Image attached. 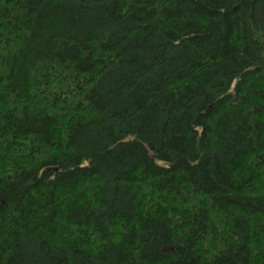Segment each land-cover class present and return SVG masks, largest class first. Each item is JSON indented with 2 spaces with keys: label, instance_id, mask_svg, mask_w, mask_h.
I'll return each instance as SVG.
<instances>
[{
  "label": "trees",
  "instance_id": "1",
  "mask_svg": "<svg viewBox=\"0 0 264 264\" xmlns=\"http://www.w3.org/2000/svg\"><path fill=\"white\" fill-rule=\"evenodd\" d=\"M0 264H264V0H0Z\"/></svg>",
  "mask_w": 264,
  "mask_h": 264
}]
</instances>
